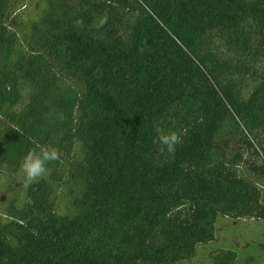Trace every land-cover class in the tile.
Listing matches in <instances>:
<instances>
[{"label": "trees", "instance_id": "16d2710c", "mask_svg": "<svg viewBox=\"0 0 264 264\" xmlns=\"http://www.w3.org/2000/svg\"><path fill=\"white\" fill-rule=\"evenodd\" d=\"M46 1L24 21L0 0V180L37 145L60 153L2 204L0 264H192L219 217L264 222V0Z\"/></svg>", "mask_w": 264, "mask_h": 264}, {"label": "rangeland", "instance_id": "374dc122", "mask_svg": "<svg viewBox=\"0 0 264 264\" xmlns=\"http://www.w3.org/2000/svg\"><path fill=\"white\" fill-rule=\"evenodd\" d=\"M26 5L27 9H23ZM47 6L46 0H18L16 11L24 14L23 20L36 18L37 7L44 10ZM35 7V10H33ZM37 10V11H36ZM15 23V21L13 22ZM25 47L19 42L15 46L14 60L26 55ZM29 101V91L24 89L22 99L15 110H20ZM240 138V133L237 131L233 121L225 126L222 131L221 140L224 142L231 141L232 149L237 151L236 142ZM234 153L230 154L233 158ZM251 158V157H250ZM262 160L258 158L249 159L245 154L244 161L239 164V174L249 182L257 186L263 185V180L260 173L254 168L260 167ZM23 173L16 179L8 177L4 174L0 180V210L3 203H8L9 197L12 200L19 202V195L23 193ZM13 180V181H12ZM8 193V194H7ZM264 222L254 219H233L228 217H219L216 224L215 241L209 245L200 246L196 257L191 262L192 264H212L213 258L221 253H227L228 250L238 252L240 264H264V251L261 247L264 246Z\"/></svg>", "mask_w": 264, "mask_h": 264}, {"label": "clouds", "instance_id": "9594fccd", "mask_svg": "<svg viewBox=\"0 0 264 264\" xmlns=\"http://www.w3.org/2000/svg\"><path fill=\"white\" fill-rule=\"evenodd\" d=\"M154 128L157 136L153 142L160 146V152L174 153L176 146L181 143L180 134L175 131L165 132L160 121L154 123ZM59 159L60 153L55 147L37 145L36 148L30 149L20 165L24 176V187L28 188L38 182L47 172V164ZM178 264H182V262H178Z\"/></svg>", "mask_w": 264, "mask_h": 264}]
</instances>
